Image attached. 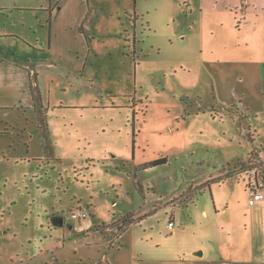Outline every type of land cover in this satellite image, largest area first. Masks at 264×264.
Segmentation results:
<instances>
[{
	"label": "rangeland",
	"instance_id": "1",
	"mask_svg": "<svg viewBox=\"0 0 264 264\" xmlns=\"http://www.w3.org/2000/svg\"><path fill=\"white\" fill-rule=\"evenodd\" d=\"M134 1L0 0V264H264V0Z\"/></svg>",
	"mask_w": 264,
	"mask_h": 264
},
{
	"label": "built area",
	"instance_id": "2",
	"mask_svg": "<svg viewBox=\"0 0 264 264\" xmlns=\"http://www.w3.org/2000/svg\"><path fill=\"white\" fill-rule=\"evenodd\" d=\"M249 189V204L251 206L256 205L257 203L264 200V181L255 180V182L250 186ZM72 218L75 220H82L88 216V213L85 209L79 208L76 211H72ZM169 227L172 229L175 227L174 222H169Z\"/></svg>",
	"mask_w": 264,
	"mask_h": 264
},
{
	"label": "trees",
	"instance_id": "3",
	"mask_svg": "<svg viewBox=\"0 0 264 264\" xmlns=\"http://www.w3.org/2000/svg\"><path fill=\"white\" fill-rule=\"evenodd\" d=\"M134 3H135V5L137 4V0H135L134 1ZM135 141L133 140V143H134ZM251 158H252V156H250ZM167 161V159L166 158H163V159H159V160H155V161H152V162H150L149 164H151V165H157V164H159V163H165ZM230 176V174H228L227 175V177H229ZM211 181V180H210ZM204 186H207V185H204ZM88 213V212H87ZM132 213H129V214H127V215H125V216H123V217H121L120 219H118L116 222H114V224L115 225H118L119 226V228L121 229V232H123V234L124 233H126L127 231H128V229H129V227H130V225L132 226L133 224H136V223H139V222H141L142 220H144V218H145V214L144 215H140V216H137V217H135L134 218V216L133 217H130L129 218V216L131 215ZM88 217V216H87ZM83 220V219H82ZM118 221H121L120 222V225H119V222ZM122 234V235H123ZM122 235L120 236V237H122ZM122 244L120 243V246H121Z\"/></svg>",
	"mask_w": 264,
	"mask_h": 264
},
{
	"label": "crops",
	"instance_id": "4",
	"mask_svg": "<svg viewBox=\"0 0 264 264\" xmlns=\"http://www.w3.org/2000/svg\"><path fill=\"white\" fill-rule=\"evenodd\" d=\"M86 41H87V39H86ZM88 45H89V44H88ZM0 107H2V106H0ZM3 107L6 108L7 106H3ZM8 107H10V106H8ZM8 107H7V108H8ZM12 146H15V145H12ZM11 148H12V147H11ZM31 159H33V160H38V159H39L38 161H42L41 158H38V159H37V157H33V158H31ZM46 162H47V163H46ZM45 163H46V164H49L50 161H48V160L43 161L42 164H45ZM53 163H54V165L56 166L57 163H60V161H59L58 158H56V159L53 160ZM74 180L77 181V182H79L77 179H74ZM213 188H214V187H213ZM245 191H246V190H245ZM214 193H215V191H214ZM215 194H216V193H215ZM259 203H264V200H263L262 202H259ZM254 206H255V205H254ZM228 207H229V206H226L225 209L228 208ZM223 209H224V208H223ZM227 210H228V209H227ZM217 212H220V210H217ZM206 213H207V211H204V214H206ZM174 228H175V227H173V229H174ZM128 231H129V230H128ZM128 231H127V232H128ZM127 232H126V233H127ZM126 233H124L122 236H124ZM171 234H172V233H171ZM122 238H123V237H121V244H122V245H121L120 247H118V248H119L118 250H120V248H123V241H122Z\"/></svg>",
	"mask_w": 264,
	"mask_h": 264
},
{
	"label": "water",
	"instance_id": "5",
	"mask_svg": "<svg viewBox=\"0 0 264 264\" xmlns=\"http://www.w3.org/2000/svg\"><path fill=\"white\" fill-rule=\"evenodd\" d=\"M60 221V224L63 225L64 224V220H59ZM198 254H201V253H198Z\"/></svg>",
	"mask_w": 264,
	"mask_h": 264
},
{
	"label": "clouds",
	"instance_id": "6",
	"mask_svg": "<svg viewBox=\"0 0 264 264\" xmlns=\"http://www.w3.org/2000/svg\"><path fill=\"white\" fill-rule=\"evenodd\" d=\"M262 202V201H261Z\"/></svg>",
	"mask_w": 264,
	"mask_h": 264
}]
</instances>
